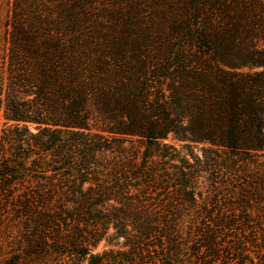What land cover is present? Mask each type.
<instances>
[{
	"label": "trees",
	"instance_id": "16d2710c",
	"mask_svg": "<svg viewBox=\"0 0 264 264\" xmlns=\"http://www.w3.org/2000/svg\"><path fill=\"white\" fill-rule=\"evenodd\" d=\"M7 3L0 264H264V0Z\"/></svg>",
	"mask_w": 264,
	"mask_h": 264
},
{
	"label": "rangeland",
	"instance_id": "374dc122",
	"mask_svg": "<svg viewBox=\"0 0 264 264\" xmlns=\"http://www.w3.org/2000/svg\"><path fill=\"white\" fill-rule=\"evenodd\" d=\"M8 0H0V19L4 20L7 16L8 13ZM1 34V32H0ZM166 143L173 145L176 149H178L183 155L188 156L189 151L192 152V154L196 157H202L203 153L201 150V145L198 146H194L191 143L188 142H184V141H180L178 139H176L173 135H170L168 137V139L165 141ZM187 147H190V150H187ZM111 156V155H109ZM206 190H207V182H206V178L202 177L199 181L198 184V189L197 192H203L204 193V197L206 196ZM109 249H116V247H113L111 245H109L106 242H101L96 248L93 249V253L94 254H101L104 251H108ZM7 255L1 257L0 256V260L6 258Z\"/></svg>",
	"mask_w": 264,
	"mask_h": 264
}]
</instances>
